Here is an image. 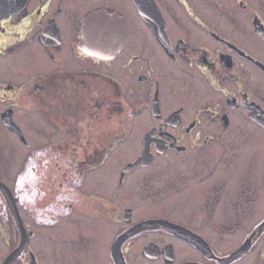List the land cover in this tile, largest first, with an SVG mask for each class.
I'll use <instances>...</instances> for the list:
<instances>
[{
	"label": "flooded vegetation",
	"instance_id": "af4514ba",
	"mask_svg": "<svg viewBox=\"0 0 264 264\" xmlns=\"http://www.w3.org/2000/svg\"><path fill=\"white\" fill-rule=\"evenodd\" d=\"M98 7L126 28L104 59L78 49ZM15 141L33 148L22 193L0 169L27 237L9 264H45L49 232L56 264H264V0H0L3 168ZM20 235L0 192V264Z\"/></svg>",
	"mask_w": 264,
	"mask_h": 264
},
{
	"label": "water",
	"instance_id": "95a60500",
	"mask_svg": "<svg viewBox=\"0 0 264 264\" xmlns=\"http://www.w3.org/2000/svg\"><path fill=\"white\" fill-rule=\"evenodd\" d=\"M83 39L78 45L80 52L104 59L112 56L118 51L126 37V28L123 15L110 7H98L92 9L82 16ZM5 126L15 130L22 138L18 125L12 119H2ZM0 191L15 217V222L20 231V244L11 252L2 264H9L26 242L24 227L16 204L17 198L13 196L11 189L0 181Z\"/></svg>",
	"mask_w": 264,
	"mask_h": 264
},
{
	"label": "rangeland",
	"instance_id": "374dc122",
	"mask_svg": "<svg viewBox=\"0 0 264 264\" xmlns=\"http://www.w3.org/2000/svg\"><path fill=\"white\" fill-rule=\"evenodd\" d=\"M14 65H15L14 72L16 74H17V72L24 71L23 67L19 64L18 61L15 60ZM15 78L17 81H20L19 76L15 75ZM136 120L140 121L143 119H136ZM16 121L22 126V128L24 130L30 132V134L33 136V137L30 136L31 142H35L36 140H37V142H39L38 136L41 135L42 131L46 132V130H45L46 126L44 124H43L44 129L42 128V125L40 122V121H42L41 119H16ZM15 142H16L15 147L17 149L16 151L19 154H17L16 157L14 156V160H13V157L10 158L11 162H10V165L8 166V168L7 167H4V168L1 167L5 164V161L3 159H0V169H5V170L8 169V171H9V169L13 170V172L11 174L12 175L11 179H13V181L10 179V182H11L10 184H11L12 188L14 189V191H16V192H18V194H20L23 192V186H25V183L23 182L24 181V172L23 171L25 170L24 165H23L24 164L23 159L28 152H31V150H32L31 148H33V145L29 144V146H23L20 141H15ZM121 148H125L124 150H126L127 148L131 149V143L129 141L128 142L126 141L124 143V146H122V147H121V145L114 146L112 149V153H111V155L112 154L113 155L110 157V161H109L110 164L117 163L118 159L123 157V155H122L123 153L121 152ZM47 158H48V156H47ZM47 158L44 161L38 160V161H40V163H39L40 168L42 166V168L45 169L44 165L46 163H48ZM42 168H41V170H42ZM41 170L39 171V167H37V169H36V172L38 171L37 172L38 178L42 174ZM21 171L23 172V174H20ZM32 172H33V169H32ZM31 189H33L32 185H31ZM30 193H32V195H33V190H30ZM49 234L55 235V233H51V232L48 233L47 237H43V236L38 234L37 237L35 236L33 238L32 243H33V246L35 248H37V249L39 248V253H41V255H40L41 259L45 260V264H56L55 262L59 258V250L57 249L56 240H55L54 236H50ZM0 244L3 245V242L1 241ZM71 255H72L71 252H69L67 249L63 250V257L65 259H72Z\"/></svg>",
	"mask_w": 264,
	"mask_h": 264
},
{
	"label": "bare ground",
	"instance_id": "6f19581e",
	"mask_svg": "<svg viewBox=\"0 0 264 264\" xmlns=\"http://www.w3.org/2000/svg\"><path fill=\"white\" fill-rule=\"evenodd\" d=\"M36 191H37V193H39V192H38L39 190H36Z\"/></svg>",
	"mask_w": 264,
	"mask_h": 264
}]
</instances>
